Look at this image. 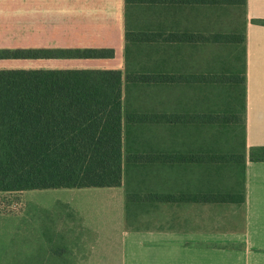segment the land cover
<instances>
[{"label":"crops","instance_id":"0c3cea01","mask_svg":"<svg viewBox=\"0 0 264 264\" xmlns=\"http://www.w3.org/2000/svg\"><path fill=\"white\" fill-rule=\"evenodd\" d=\"M217 1L180 0L156 8L160 15L178 17L176 27H170L169 19L163 21L164 35L202 34L208 37L204 44L195 40L192 44L142 45L177 47V56L168 57L161 64L162 71L194 78L191 83L162 88L160 107L166 114L193 116L164 123L163 129L169 131L163 132L161 145L168 154L191 153L194 161L167 163L160 169L130 168L128 181L116 187L0 192L3 205L16 204L14 210L0 206V264H264V160L249 158L251 148L264 146V25L253 22L264 20V0H245L243 8ZM227 8L233 10L228 13ZM151 12L146 7V16ZM124 14L125 0H0V48L114 50L112 58L3 59L0 69L124 72ZM222 14H238V24L222 18L219 25ZM129 28L135 31L133 26ZM235 31L245 36L243 201H203L204 195L226 193L234 186V179L219 180L212 171L215 167L203 170L200 160H195L203 149L200 116L205 107L204 91L195 77L222 71L232 47L221 46L213 37ZM212 46L214 53L209 51ZM220 47H225L227 54L222 55ZM135 58L130 57V71L141 72ZM147 61L139 60L146 68ZM211 91L209 107L217 110ZM145 105L135 109L147 111L148 101ZM174 127L178 129L176 136L171 135ZM204 140L210 152L217 139ZM129 204L131 210H127Z\"/></svg>","mask_w":264,"mask_h":264},{"label":"trees","instance_id":"16d2710c","mask_svg":"<svg viewBox=\"0 0 264 264\" xmlns=\"http://www.w3.org/2000/svg\"><path fill=\"white\" fill-rule=\"evenodd\" d=\"M178 2L125 0L124 72L118 69H0L1 193L116 187L128 181L130 168L160 169L167 163L194 161L191 153L168 154L161 145L163 132L169 131L163 129L164 123L186 121L193 116L166 114L160 109L162 88L175 87L180 82L191 83L194 78L176 71L170 74L162 71L161 64L168 57L177 56V47L142 46L180 41L192 44L195 40L204 44L208 40L202 34L193 37V34L162 33L166 27L163 21L169 19L170 27H176L178 17L160 15L156 8ZM217 2L240 8L245 4V0ZM146 7L152 11L151 15L146 16ZM253 22L264 25V20ZM213 38L221 46L232 48L226 63H222L221 72L195 77L204 91L202 104L205 106L200 116L203 149L195 160H200L203 170L215 167L212 171L215 170L219 180L234 179V186L226 193L204 195L203 201L239 203L243 201L245 165V36L235 31ZM131 43L136 46L130 47ZM134 55L141 72L130 71V57ZM113 56L112 48H0V60ZM143 58L148 60L147 68L139 62ZM141 89L150 92L142 94ZM210 89H218L223 96L216 103L217 110L209 107ZM147 101L150 106L146 111L143 109ZM137 107L143 109L137 110ZM147 123L152 125L142 126ZM171 130V135L176 136L178 129ZM207 137L217 139L210 152L204 140ZM224 144L227 148L223 150ZM249 158L264 160V146L251 148ZM237 186L241 188L238 190ZM0 201L4 203L2 198Z\"/></svg>","mask_w":264,"mask_h":264},{"label":"rangeland","instance_id":"374dc122","mask_svg":"<svg viewBox=\"0 0 264 264\" xmlns=\"http://www.w3.org/2000/svg\"><path fill=\"white\" fill-rule=\"evenodd\" d=\"M238 9V8H236ZM233 9L232 8H227V11L226 12H231ZM235 10V9H234ZM227 14V13H225ZM225 14H222L221 16L222 17H219V25L222 24V18H224L225 20H227V22H233L234 23V26H236L239 22V19H240V16L237 14V15H233L232 17L230 16V14H228L229 17H225L223 15ZM227 16V15H226ZM229 24V23H228ZM232 24V23H231ZM231 26V25H230ZM219 28V27H218ZM2 48H8V47H2ZM225 47H220L219 50H220V53L222 55H225V51H226V54H227V49H228V46L224 49ZM210 53H214L216 51V48L214 49V46H212V48L209 49ZM235 55H237V57L239 56L238 53H237V50H235ZM223 94V93H222ZM222 97L221 96V93H219L218 89H216L212 94H211V99L213 101V103L215 104L216 101L217 103H219L221 100H222ZM211 132H212V128L209 129ZM140 186H143V184H139ZM130 193V192H128ZM129 202V200H128ZM131 204L128 205L127 207V210H131ZM69 227H71V225H69ZM70 229V228H69Z\"/></svg>","mask_w":264,"mask_h":264},{"label":"built area","instance_id":"2783aa9c","mask_svg":"<svg viewBox=\"0 0 264 264\" xmlns=\"http://www.w3.org/2000/svg\"><path fill=\"white\" fill-rule=\"evenodd\" d=\"M0 206L2 209L4 210H14L16 209V204L15 203H12V204H4L0 201Z\"/></svg>","mask_w":264,"mask_h":264}]
</instances>
